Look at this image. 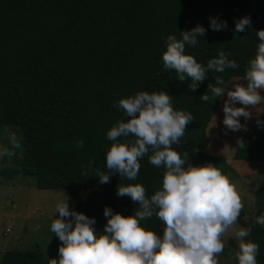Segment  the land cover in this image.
<instances>
[{
    "label": "trees",
    "instance_id": "obj_1",
    "mask_svg": "<svg viewBox=\"0 0 264 264\" xmlns=\"http://www.w3.org/2000/svg\"><path fill=\"white\" fill-rule=\"evenodd\" d=\"M245 16L251 27L234 32L235 21ZM209 18L226 21L227 29L211 30ZM197 25L206 34L195 47L186 46V53L206 66L224 51L239 67L224 73L209 71L208 79L191 92L189 78L181 83L175 70H164L161 54L167 36L180 39V31ZM261 29L264 0H0V129L16 126L21 136L14 172L32 176L39 189L64 190L69 208L94 218L95 232L102 233L106 206L122 216L138 210L129 197L116 195L118 185L139 183L150 198L161 188L165 171L145 156L135 181L111 175L108 183L99 182V174H108L105 153L113 143L107 131L124 119L114 105L139 91H165L175 110L194 117L182 147L173 145L188 153L183 167L211 164L223 174L228 168L224 160L205 150L206 128L220 99L211 103L199 97L217 75L226 82L242 79L255 58L260 42L256 31ZM259 118L264 121V114ZM81 140L83 147H77ZM238 140L234 160L264 162V128H258L255 120ZM83 182L101 189L85 194ZM261 215L264 169L244 227ZM141 226L158 235L164 227L156 216ZM244 239L259 245L257 264H264V226L255 225ZM61 243L57 238V252ZM237 251L239 242L233 264H238ZM0 264H44V259L39 248H11L0 255Z\"/></svg>",
    "mask_w": 264,
    "mask_h": 264
},
{
    "label": "clouds",
    "instance_id": "obj_2",
    "mask_svg": "<svg viewBox=\"0 0 264 264\" xmlns=\"http://www.w3.org/2000/svg\"><path fill=\"white\" fill-rule=\"evenodd\" d=\"M209 27L224 31L227 22L209 18ZM250 27L251 19L245 16L235 21L233 31L245 32ZM205 34L206 29L197 25L180 31V39L169 35L161 54L164 70H175L181 83L189 78L187 87L191 92L208 79L209 71L224 73L239 67L224 51L209 59L206 66L187 54L186 46L195 47L198 38ZM256 35L260 42L255 58L244 69L242 82L233 85L217 75L215 83H209L199 97L213 103L226 95L222 123L233 132L247 130V123H240L241 117L245 122L255 118L257 127L264 128V121L259 118L264 113L254 115L252 111L264 103V29L257 30ZM114 107L122 110L124 119L107 131V139L113 143L105 153L108 174H99V182L108 183L111 175L135 181L140 172L139 161L147 156L150 164L164 168L162 186L149 198L139 183L118 185L116 195L129 197L138 210L122 216L106 206L103 215L107 222L99 234L93 228L95 219L71 210L68 198L57 203L58 218L52 221L51 231L62 243L59 258L51 259V264H219L217 257L224 251L221 238L238 223L244 205L234 185L215 166L183 167L188 153L175 149L182 147L187 125L194 120L192 114L175 110L172 96L165 91H139L119 99ZM238 142L243 146V141ZM9 143L10 148L0 146V156L10 159L21 145L14 133L9 136ZM77 147H83L82 140ZM153 216L164 225L162 235L141 226L142 221ZM255 225L264 226V215L255 217L253 225L235 231L239 240L235 254L238 264H257L259 245L244 239Z\"/></svg>",
    "mask_w": 264,
    "mask_h": 264
},
{
    "label": "rangeland",
    "instance_id": "obj_3",
    "mask_svg": "<svg viewBox=\"0 0 264 264\" xmlns=\"http://www.w3.org/2000/svg\"><path fill=\"white\" fill-rule=\"evenodd\" d=\"M228 82L234 85L241 83L242 79L231 78ZM261 95H264V92H261ZM224 99H227L226 95L220 99L208 122L206 135L209 143L205 150L210 155L224 160L228 168L223 175L227 176L234 185L244 205L238 223L221 238L224 242V251L217 257L219 264H233L234 253L239 242L234 234L238 228L245 226L253 211L254 192L263 172L264 162L233 159V149L245 130L233 132L224 128L222 123ZM263 110L264 103L252 109L254 115L260 114ZM254 120L255 118L245 122L241 117L240 123H247L248 128ZM13 133L20 143L18 127L5 125L0 129V146L10 148L9 136ZM20 149L21 147L15 149V154L10 159L7 156H0V172H2L0 175V255L11 248H39L43 254L44 264H51V259L59 258L55 248L57 237L51 231V223L58 218L56 205L66 200V192L61 189H39L35 186L32 176L14 172L17 168L16 159L20 156ZM82 187L85 194L91 190L101 189L100 185L92 182H83Z\"/></svg>",
    "mask_w": 264,
    "mask_h": 264
}]
</instances>
